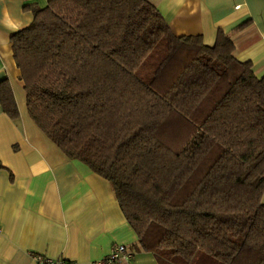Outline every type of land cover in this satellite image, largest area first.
Returning <instances> with one entry per match:
<instances>
[{"label": "trees", "instance_id": "trees-1", "mask_svg": "<svg viewBox=\"0 0 264 264\" xmlns=\"http://www.w3.org/2000/svg\"><path fill=\"white\" fill-rule=\"evenodd\" d=\"M27 9L10 43L29 118L111 185L135 252L264 264V76L235 58L231 34L177 37L147 0ZM0 105L19 118L6 79Z\"/></svg>", "mask_w": 264, "mask_h": 264}, {"label": "crops", "instance_id": "crops-1", "mask_svg": "<svg viewBox=\"0 0 264 264\" xmlns=\"http://www.w3.org/2000/svg\"><path fill=\"white\" fill-rule=\"evenodd\" d=\"M49 1L0 0V82L8 81L19 112L11 120L0 105V264H37L35 256L98 264L113 246L134 248L138 240L111 185L67 159L29 118L10 39L32 22L27 7L44 8ZM147 1L177 37L201 36L213 46L218 30L231 34L235 58L264 76V0ZM133 264L158 263L136 252Z\"/></svg>", "mask_w": 264, "mask_h": 264}, {"label": "built area", "instance_id": "built-area-1", "mask_svg": "<svg viewBox=\"0 0 264 264\" xmlns=\"http://www.w3.org/2000/svg\"><path fill=\"white\" fill-rule=\"evenodd\" d=\"M136 252L133 248L125 245H115L109 255L98 264H133ZM37 264H71L66 260H52L42 256H35Z\"/></svg>", "mask_w": 264, "mask_h": 264}]
</instances>
